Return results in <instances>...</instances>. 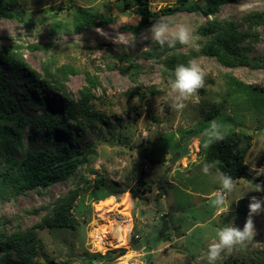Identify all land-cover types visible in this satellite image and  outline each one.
<instances>
[{"label":"rangeland","instance_id":"obj_1","mask_svg":"<svg viewBox=\"0 0 264 264\" xmlns=\"http://www.w3.org/2000/svg\"><path fill=\"white\" fill-rule=\"evenodd\" d=\"M213 1L191 0L203 8ZM0 5L11 15L0 16V67L14 99L7 112L16 116L18 109L27 119L23 125L0 119L1 134L7 131L0 135V246L32 232L37 264H81L75 258L85 264H208L217 229L228 223L242 228L249 198L264 196L249 191L264 181L250 170L264 167V0H237L210 14L161 16L139 31L135 0H0ZM177 5V0H149L153 13ZM74 7L112 21L77 33ZM256 14L263 20H254ZM158 22H168L171 30L187 26L192 41L161 46L146 31ZM212 24L238 26V51L247 65L226 67L203 53L214 35L202 29ZM192 60L205 72V87L177 111L170 106L169 82L177 65ZM34 82L61 88L38 96ZM61 97L74 103L72 117L61 119L63 127L54 115L63 109ZM4 102L0 96V107ZM217 135L235 149L250 147L243 177L223 206L230 204L229 211L211 204L220 189L218 165L208 161L211 145L222 140ZM64 144L76 162L66 181L22 193L2 181L5 173L11 178L24 172L18 164L26 152ZM205 164L210 174L202 171ZM126 193L127 210L120 204ZM106 198L111 201L101 213L97 204ZM70 199L71 224L39 227ZM114 218L130 221L129 243L93 250V227ZM255 225L256 236L223 253L216 264H264V214L255 217ZM112 237L108 233L106 240ZM119 249L125 254L106 258ZM12 258L17 259L14 253ZM3 259L0 251V263Z\"/></svg>","mask_w":264,"mask_h":264},{"label":"trees","instance_id":"obj_2","mask_svg":"<svg viewBox=\"0 0 264 264\" xmlns=\"http://www.w3.org/2000/svg\"><path fill=\"white\" fill-rule=\"evenodd\" d=\"M237 0H214L212 6L209 8H203L198 4L191 2V0H177L178 5L175 7H165L158 13L151 12L149 9V0H135L138 5L137 13L141 20L138 26L134 28L135 31H139L141 28L148 26L151 22L155 21L161 16H171L176 13L184 11H193L204 14L214 13L220 5L235 2ZM75 10V32L80 33L83 30L106 23H110L112 19L110 17H103L93 14L92 12L83 9L81 7H74ZM0 16L9 17L8 9L0 5ZM257 18L263 20V17L259 14L254 15ZM260 16V17H259ZM126 30H130V27H126ZM238 26L230 24L229 27H222L212 24L210 27L203 28L202 31L207 34L214 35L211 45L203 52L205 55L217 57L220 63L228 67H240L247 65L243 56L239 53L238 45L241 41V36L237 32ZM12 63V62H11ZM16 72L20 66H12ZM72 72V71H71ZM74 73V72H73ZM33 88L37 91L38 96L40 93L49 87H55L60 90L61 87L55 84H49V82H34ZM52 85V86H51ZM8 82L3 75V71L0 67V96L3 98L4 107H0V119L7 124H14L16 122L23 125L27 122L18 109H16L17 115H12L7 112L9 107L7 102L14 100L8 94ZM41 98V97H40ZM84 100L86 98L84 97ZM61 103L63 106L62 111L56 112L58 118V126H64V120L66 114H73L74 103L67 98L61 97ZM6 111V112H1ZM62 115V117H60ZM51 117V116H50ZM50 117H43L45 121H49ZM44 122V121H43ZM51 128V127H50ZM49 128V129H50ZM0 132V135L6 134ZM249 145L243 149H235L231 146L230 139H222L214 142L208 152V161L216 162L220 172L230 175L234 181L243 177L246 170L245 157L249 151ZM17 165V164H16ZM20 171L24 172L20 176L8 177V173L2 177L4 183L11 184L13 188L17 189L18 193H22L28 189H47L52 185L66 181L75 171L76 162L72 160V152L68 145L64 144L58 150H51L46 152L40 150L37 152H26L22 161L18 164ZM26 169V170H25ZM73 199L63 201L53 210V212L44 219V222L39 226L41 229L48 227H64L71 224V217L68 214L72 207ZM137 242L136 238L133 240ZM37 240L36 236L30 233H19L15 237L8 238L4 244L0 246L2 257L4 258L0 264H37L34 262L38 248L35 247ZM39 243V242H38ZM116 249V248H115ZM12 253L15 254L17 259L12 258ZM125 254L124 249L112 250L108 253L106 258L115 259ZM96 257L103 258L101 255Z\"/></svg>","mask_w":264,"mask_h":264},{"label":"clouds","instance_id":"obj_3","mask_svg":"<svg viewBox=\"0 0 264 264\" xmlns=\"http://www.w3.org/2000/svg\"><path fill=\"white\" fill-rule=\"evenodd\" d=\"M146 31L161 46L168 44L169 47H174L177 42L182 45H189L192 41V33L185 25H179L175 30H171L168 22H158L152 24ZM205 82V72L195 60L189 61L186 65H177L174 70V79L169 82V95L172 99L170 106L177 111L185 108V102L200 89L204 88ZM216 138L222 139L219 135ZM250 170L255 172L256 177L264 176V167L256 168L255 166ZM202 171L206 175L210 174L211 166L205 164L202 167ZM217 176L220 189L214 194L211 204L213 207L229 211L230 204L227 209H224L223 206L227 203V197L236 190V181L223 172H218ZM249 191L264 193V181L252 184ZM243 197L244 195L236 201L238 202ZM247 209L242 228L228 223L217 229V242L211 243L207 250L208 264H216L223 253L230 252L236 246H244L256 236L255 217L264 214V196H251Z\"/></svg>","mask_w":264,"mask_h":264},{"label":"bare ground","instance_id":"obj_4","mask_svg":"<svg viewBox=\"0 0 264 264\" xmlns=\"http://www.w3.org/2000/svg\"><path fill=\"white\" fill-rule=\"evenodd\" d=\"M110 198L107 201H100L97 204V210L103 213L107 206L110 204ZM121 206H125V210L131 204V196L126 193L120 198ZM119 204V205H120ZM124 213V215H126ZM132 230V226L130 221L127 218H114L106 222H98L93 227V243L92 248L96 251H104L109 247H121L127 245L129 243L130 231ZM108 233H112L113 237L111 238V242L106 240V236ZM114 242L115 244H112Z\"/></svg>","mask_w":264,"mask_h":264},{"label":"water","instance_id":"obj_5","mask_svg":"<svg viewBox=\"0 0 264 264\" xmlns=\"http://www.w3.org/2000/svg\"><path fill=\"white\" fill-rule=\"evenodd\" d=\"M195 134V132L192 133V136ZM75 261L81 263V264H85V260L80 259V258H75Z\"/></svg>","mask_w":264,"mask_h":264},{"label":"built area","instance_id":"obj_6","mask_svg":"<svg viewBox=\"0 0 264 264\" xmlns=\"http://www.w3.org/2000/svg\"><path fill=\"white\" fill-rule=\"evenodd\" d=\"M193 151V150H192ZM129 239H131V236L129 237Z\"/></svg>","mask_w":264,"mask_h":264},{"label":"crops","instance_id":"obj_7","mask_svg":"<svg viewBox=\"0 0 264 264\" xmlns=\"http://www.w3.org/2000/svg\"><path fill=\"white\" fill-rule=\"evenodd\" d=\"M106 199H108V198H106Z\"/></svg>","mask_w":264,"mask_h":264}]
</instances>
